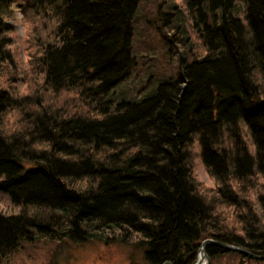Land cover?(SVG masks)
<instances>
[{
  "label": "trees",
  "instance_id": "obj_1",
  "mask_svg": "<svg viewBox=\"0 0 264 264\" xmlns=\"http://www.w3.org/2000/svg\"><path fill=\"white\" fill-rule=\"evenodd\" d=\"M142 1L0 0V195L18 208L0 211V256L109 237L147 264L193 263L209 237L264 254V198L239 192L264 179V0H184L175 29L196 57L121 101Z\"/></svg>",
  "mask_w": 264,
  "mask_h": 264
},
{
  "label": "rangeland",
  "instance_id": "obj_2",
  "mask_svg": "<svg viewBox=\"0 0 264 264\" xmlns=\"http://www.w3.org/2000/svg\"><path fill=\"white\" fill-rule=\"evenodd\" d=\"M185 6L184 0H143L140 3L136 14L133 41L136 66L130 77L117 88L119 96L116 97L119 100L145 96L147 91L156 89L161 81L174 80L183 65L196 57L193 48L189 46L190 43L183 41L182 35L175 29L176 20L179 18L176 16L178 11H183L189 16ZM12 8L16 18L11 22L15 23L22 35L24 23L21 2L16 1ZM21 51L26 53L23 49ZM195 171L204 184L216 186V180L207 171L200 157ZM248 181L251 182L243 180L239 192L258 210L261 205L257 202V198L259 196L264 198V179L253 182L251 189L252 178ZM15 210L18 211V208L13 206L4 195H0V211L12 213ZM228 216L225 217H228L229 226L233 223L232 228H235L240 224L234 221L233 211ZM243 228V225H239L240 231ZM234 245L261 254L246 246ZM146 251L145 245L120 241L116 237L86 241L42 239L24 243L11 256H0V264H147L144 254ZM209 264H264V259L251 258L239 250H229L210 258Z\"/></svg>",
  "mask_w": 264,
  "mask_h": 264
},
{
  "label": "water",
  "instance_id": "obj_3",
  "mask_svg": "<svg viewBox=\"0 0 264 264\" xmlns=\"http://www.w3.org/2000/svg\"><path fill=\"white\" fill-rule=\"evenodd\" d=\"M213 244L215 246H218V247H223V248H226L228 250H239L240 252L242 253H245L246 255L250 256L251 258H255V259H264V254H256L254 252H251L250 250L244 248V247H238L236 245H233V244H230L228 242H224V241H221V240H216V239H213V238H209V239H206L200 246L199 250H198V256H197V261L195 262V264H201L202 260L207 257L208 260L207 261H210V254L207 250L208 248V244ZM162 264H174L172 261H164ZM194 264V263H192ZM205 264H208L205 263Z\"/></svg>",
  "mask_w": 264,
  "mask_h": 264
},
{
  "label": "bare ground",
  "instance_id": "obj_4",
  "mask_svg": "<svg viewBox=\"0 0 264 264\" xmlns=\"http://www.w3.org/2000/svg\"><path fill=\"white\" fill-rule=\"evenodd\" d=\"M210 238V237H209ZM209 238H206V239H209ZM206 239H203L202 241H201V243H200V246H201V244L206 240ZM228 243H230V242H228ZM230 244H233L234 245V243H230ZM213 244H208V246H212ZM200 248V247H199ZM219 248H221V247H219ZM222 249V252H220V253H225L226 251H229L228 249H226V248H221ZM199 250V249H198ZM210 258H212V257H210ZM208 260V258L207 257H205L203 260H202V262H201V264H205V263H207L208 262V264H209V261H207ZM197 261V258H196V260H195V262ZM195 262H193L194 264H195ZM190 264H192V263H190Z\"/></svg>",
  "mask_w": 264,
  "mask_h": 264
}]
</instances>
